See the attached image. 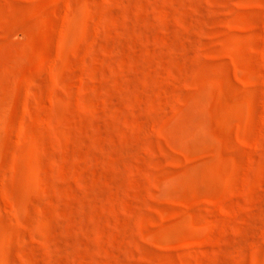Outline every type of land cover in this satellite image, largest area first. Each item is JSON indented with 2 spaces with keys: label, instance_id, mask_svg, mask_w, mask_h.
Listing matches in <instances>:
<instances>
[{
  "label": "rangeland",
  "instance_id": "obj_1",
  "mask_svg": "<svg viewBox=\"0 0 264 264\" xmlns=\"http://www.w3.org/2000/svg\"><path fill=\"white\" fill-rule=\"evenodd\" d=\"M0 264H264V0H0Z\"/></svg>",
  "mask_w": 264,
  "mask_h": 264
}]
</instances>
